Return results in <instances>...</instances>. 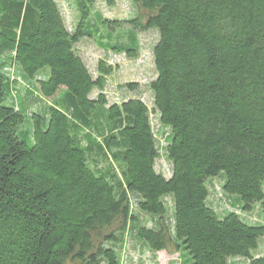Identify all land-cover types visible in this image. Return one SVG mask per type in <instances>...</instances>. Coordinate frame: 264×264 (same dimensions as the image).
I'll list each match as a JSON object with an SVG mask.
<instances>
[{
    "label": "trees",
    "instance_id": "trees-1",
    "mask_svg": "<svg viewBox=\"0 0 264 264\" xmlns=\"http://www.w3.org/2000/svg\"><path fill=\"white\" fill-rule=\"evenodd\" d=\"M95 1L70 0L69 29L56 0H0V264H121L128 234L179 264H264V0H133L114 19ZM151 29L152 108L109 103L115 66L93 75L78 42L137 57ZM218 175L224 213L207 201ZM254 206L262 222L234 209Z\"/></svg>",
    "mask_w": 264,
    "mask_h": 264
},
{
    "label": "rangeland",
    "instance_id": "rangeland-1",
    "mask_svg": "<svg viewBox=\"0 0 264 264\" xmlns=\"http://www.w3.org/2000/svg\"><path fill=\"white\" fill-rule=\"evenodd\" d=\"M63 13V17L68 28H72L76 21V12L72 7L70 0H56ZM94 8L100 10L103 16L114 18H128L134 15L137 11L133 0H96ZM119 31L116 29V32ZM157 38L155 30L139 31L138 39L141 50L137 57H129L124 53L104 51L96 45L94 39L82 38L77 44V51L81 54L83 60L88 66L93 75L96 74V64L98 59L104 58L107 63L113 64L115 69L111 74L107 75L104 87V93L108 102H117L128 97H140L148 107L152 108V93L148 83L155 77V70L152 64L151 46ZM135 81L137 85L133 88L125 86L127 82ZM97 93L93 90L91 96ZM34 100L26 99L25 103L30 110L38 109L39 104H35ZM153 126L156 131L157 139L163 137L165 129L158 122V115L155 112L151 113ZM162 134V135H161ZM169 162L165 157V153L161 151L160 156L156 160L155 168L163 171L166 175L169 174ZM221 175L215 176L208 181L209 195L208 203L214 206L217 211L224 213L227 209H233L228 194L222 191ZM264 190V180H263ZM243 219L252 222H262L258 207H252L249 212H241L234 208ZM142 220L146 225L151 226L153 219L149 215L142 214ZM129 237L124 245V250L121 251V264H179L178 254L173 248L169 247L165 250H160L156 253L151 252L144 244L137 242L134 237ZM117 248H121L117 243L114 244ZM256 254L264 255V243H260L259 248L255 251ZM232 264H246L247 260L240 257L229 258ZM71 264V263H70Z\"/></svg>",
    "mask_w": 264,
    "mask_h": 264
}]
</instances>
